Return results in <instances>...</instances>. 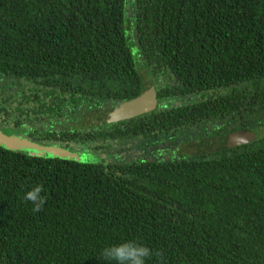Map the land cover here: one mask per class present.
<instances>
[{
    "label": "trees",
    "instance_id": "1",
    "mask_svg": "<svg viewBox=\"0 0 264 264\" xmlns=\"http://www.w3.org/2000/svg\"><path fill=\"white\" fill-rule=\"evenodd\" d=\"M140 69L151 109L26 133L98 158L0 144V264H116L101 251L126 241L152 249L146 264H264V136L159 154L264 127V0H0V127L130 101Z\"/></svg>",
    "mask_w": 264,
    "mask_h": 264
},
{
    "label": "rangeland",
    "instance_id": "2",
    "mask_svg": "<svg viewBox=\"0 0 264 264\" xmlns=\"http://www.w3.org/2000/svg\"><path fill=\"white\" fill-rule=\"evenodd\" d=\"M140 74L142 75V80L145 81L149 79L143 76L144 71L139 70ZM150 83V81H149ZM185 99H181L179 101L169 102L166 103L168 105H172L175 103L183 102ZM108 103V102H107ZM105 103L102 108L106 109L107 105L110 103ZM93 109H84L77 111L74 116L70 117H64L61 119L54 120L48 124H28L21 126L19 128L13 129L10 127H0V144L4 145L5 147H9L12 150L15 151H27V152H41L46 155H61V156H70L75 158H81L80 160H88L91 158H98L97 151H90L92 153V156L89 155V153H85L82 148L80 147H68L64 148L62 146L57 145H50L46 143H38L32 139L26 138V133L30 131H45L49 129H76L79 127L86 126L90 124L91 118L90 114ZM250 132V135L254 138H258L261 136H264V127L262 129H259L256 132ZM252 133V134H251ZM199 140L196 141L193 139L192 135L189 136H182L181 138H178L177 140L171 142L168 144V146H161V153L163 156H169L172 155H195L203 152V149L198 145ZM126 144H123L122 146L116 147L112 150H117L119 152V155L123 157L125 155L126 151ZM206 149V148H205ZM159 154H156L159 156ZM110 156V155H109ZM112 157V156H110Z\"/></svg>",
    "mask_w": 264,
    "mask_h": 264
},
{
    "label": "water",
    "instance_id": "3",
    "mask_svg": "<svg viewBox=\"0 0 264 264\" xmlns=\"http://www.w3.org/2000/svg\"><path fill=\"white\" fill-rule=\"evenodd\" d=\"M153 107V90L148 80H142V90L136 98L107 109H93L90 118V126L96 127L100 124L116 122L131 118L137 114L147 111ZM252 136L247 131H239L222 138L204 139L198 145L203 149L202 153L220 150L226 146L242 145L251 140ZM8 147V146H7ZM206 148V149H205Z\"/></svg>",
    "mask_w": 264,
    "mask_h": 264
},
{
    "label": "clouds",
    "instance_id": "4",
    "mask_svg": "<svg viewBox=\"0 0 264 264\" xmlns=\"http://www.w3.org/2000/svg\"><path fill=\"white\" fill-rule=\"evenodd\" d=\"M43 185L38 184L24 194V199L33 204L32 211L39 212L46 203L41 196ZM153 255L152 249L138 241H126L118 245L105 247L101 256L105 261H116V264H146V260ZM156 255H161L156 253Z\"/></svg>",
    "mask_w": 264,
    "mask_h": 264
}]
</instances>
